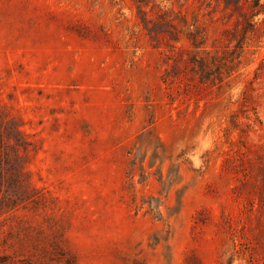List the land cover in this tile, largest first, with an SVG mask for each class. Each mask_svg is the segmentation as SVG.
<instances>
[{
	"label": "rangeland",
	"instance_id": "374dc122",
	"mask_svg": "<svg viewBox=\"0 0 264 264\" xmlns=\"http://www.w3.org/2000/svg\"><path fill=\"white\" fill-rule=\"evenodd\" d=\"M253 3L0 0V130L13 134L0 199L29 189L0 212V253L264 264V8Z\"/></svg>",
	"mask_w": 264,
	"mask_h": 264
},
{
	"label": "trees",
	"instance_id": "16d2710c",
	"mask_svg": "<svg viewBox=\"0 0 264 264\" xmlns=\"http://www.w3.org/2000/svg\"><path fill=\"white\" fill-rule=\"evenodd\" d=\"M261 1L262 0H254L253 5H251L252 8L256 9V8L259 7V8L263 9L264 8V4H261ZM261 11L262 10L253 11L252 15L249 18L246 19L249 27H251V25H253V24L249 23V19H251V18L254 19L257 15H259V13H261ZM263 13H264V11H263ZM14 133L18 137L21 136V132L19 130L14 131ZM12 135L13 134H10V132L6 133V132H3V131L0 130V147L3 144V142L5 141V139L8 142H10V139H12L11 138ZM16 139H17V140H15L16 143H19L20 142L18 140L19 138H16ZM10 145L11 146H16V145H12V144H10ZM18 145H20V144H18ZM1 161H2V159H1V156H0V165H1ZM15 170L17 172V168H15ZM18 173H19V171H18ZM18 173H16L17 176H18ZM12 180L15 181L14 179H12ZM12 194L10 192L6 191L2 195V197L0 199V212L1 213H7V212H10V211L16 210L19 207V205L25 201L23 197H25V196L28 197L27 195L29 194V189L26 190L25 193L17 191V192H15V194H13V195ZM0 264H18V262L17 261H13V260H11L10 257L0 253ZM21 264H29V263L21 262Z\"/></svg>",
	"mask_w": 264,
	"mask_h": 264
}]
</instances>
